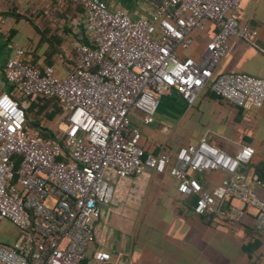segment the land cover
Masks as SVG:
<instances>
[{"label": "built area", "instance_id": "2783aa9c", "mask_svg": "<svg viewBox=\"0 0 264 264\" xmlns=\"http://www.w3.org/2000/svg\"><path fill=\"white\" fill-rule=\"evenodd\" d=\"M68 1L82 9L88 39L75 48L72 72L59 77L52 67L30 66L21 50L5 63V79L15 92L57 101L64 129L50 139L30 132L24 108L9 94L0 95V223L21 233L0 245V264H120L105 251L89 253L101 207L114 195L108 170L119 179L168 170L178 194L196 199V216L233 226L252 210L253 230L264 234L258 192L264 183L249 182L241 172L255 155L251 146L230 155L204 135L175 153L153 155L141 147L130 119L136 110L142 124L150 125L164 94L173 90L192 106L206 87L237 108H264V78L213 79L229 40L251 43L256 35L235 17L248 0H145L152 15L136 19L110 10L104 0ZM205 21L217 29L213 39L198 60L181 59ZM212 171L223 178L208 191L196 174Z\"/></svg>", "mask_w": 264, "mask_h": 264}, {"label": "crops", "instance_id": "0c3cea01", "mask_svg": "<svg viewBox=\"0 0 264 264\" xmlns=\"http://www.w3.org/2000/svg\"><path fill=\"white\" fill-rule=\"evenodd\" d=\"M104 1L110 10H123L133 19L150 18L153 12L145 0ZM70 7L63 0H0V95L7 93L20 101L24 110H31L26 122L30 132L51 138L59 128L64 129L61 110L53 102H32L15 92L5 79L4 67L21 50L29 52L28 62L40 68L52 67L59 77L72 72L75 48L88 39L85 17ZM235 17L256 35L251 43L229 40L213 79L222 74L264 78V0L241 3ZM216 31L212 22L205 21L204 29L192 34L193 44L180 58L198 60ZM130 119L141 133V147L153 155L164 149L175 153L179 147L196 144L204 135L211 145L230 155L241 145H249L255 155L241 170L249 182L258 179L257 170L264 161V108H237L205 89L192 106H187L172 90L160 98L152 124L143 125L136 110ZM105 177L114 195L110 204L101 207L89 253L105 251L120 264H248L241 244L248 241L247 230L253 227L248 216L252 210L245 211L241 225L227 226L196 216L178 194L168 170L161 174L146 170L127 179H119L108 170ZM196 177L210 191L223 174L212 171ZM258 192L264 198V188ZM262 236L261 258L251 264H264Z\"/></svg>", "mask_w": 264, "mask_h": 264}, {"label": "trees", "instance_id": "16d2710c", "mask_svg": "<svg viewBox=\"0 0 264 264\" xmlns=\"http://www.w3.org/2000/svg\"><path fill=\"white\" fill-rule=\"evenodd\" d=\"M67 6H74L76 8L77 11L79 12H82V9L77 6V5H74L72 4L70 1L68 0H63ZM28 55H29V52L28 51H23V61L30 65V66H35L33 64H31L30 62H28ZM37 67V66H35ZM40 68V67H38ZM205 90L209 91L210 93H213L210 91V89L208 87L205 88ZM214 94V93H213ZM217 98L221 99L220 97L216 96ZM29 101H38V102H43L45 105L49 102H53L56 104V106H58L59 108V105L57 103V101L55 100H50V101H47V100H43L42 98H39V97H29L27 98ZM19 104L21 105V102L18 101ZM22 106V105H21ZM60 109V108H59ZM31 113V110H27L25 109V115H26V120L28 118V115ZM41 137L43 138H46V139H50L51 137L45 133H41L40 134ZM254 158V157H253ZM253 160V159H252ZM251 160V161H252ZM251 163V162H250ZM249 163V164H250ZM260 167L258 168L257 170V175H258V180L261 181L262 183H264V161L261 162V164L259 165ZM242 169V168H241ZM242 172V170H241ZM180 195V194H179ZM187 203L188 207H190V209L192 210L193 212V207L195 205V202H196V199L194 197H185L183 195H180ZM247 216V213L244 214L243 218L240 220L239 224L241 225L244 221V218ZM248 216L253 220V216L251 214H248ZM201 218H206L207 220H212V221H215L213 216L211 215H204V216H199ZM247 234L249 235V239L248 241H244L242 244H241V249L243 251V253L247 256L248 258V264H251V263H254L255 262V259L257 258H261V255L258 254L259 250H260V247L261 245L263 244V234H259V233H256L254 230H253V227L250 229V230H247ZM12 243V242H11ZM9 243V244H11ZM7 244V245H9ZM251 260H253L251 262Z\"/></svg>", "mask_w": 264, "mask_h": 264}, {"label": "rangeland", "instance_id": "374dc122", "mask_svg": "<svg viewBox=\"0 0 264 264\" xmlns=\"http://www.w3.org/2000/svg\"><path fill=\"white\" fill-rule=\"evenodd\" d=\"M69 12L73 13V11H69ZM59 130H62V128H59ZM238 207L242 208L243 205L239 203ZM20 236L21 233H19L13 226L9 225L6 222L0 223V243L4 244V243H10L13 240L16 241L17 239H20Z\"/></svg>", "mask_w": 264, "mask_h": 264}]
</instances>
